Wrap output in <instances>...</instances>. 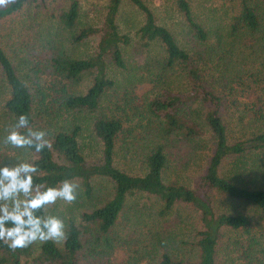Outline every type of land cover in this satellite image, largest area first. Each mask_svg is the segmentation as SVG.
<instances>
[{"label": "trees", "instance_id": "trees-1", "mask_svg": "<svg viewBox=\"0 0 264 264\" xmlns=\"http://www.w3.org/2000/svg\"><path fill=\"white\" fill-rule=\"evenodd\" d=\"M37 1L7 0L0 22ZM105 1L99 27L70 35L74 44L95 38L90 55L73 56L49 38L0 45V162L34 161L47 184L67 179L81 191L58 209L62 239L15 250L0 242V264H112L138 233L145 244L122 264H219L222 245L224 264H264V220L253 221L264 215V0L216 10L209 29L188 0H175L167 19H178L183 43L150 0ZM124 1L142 17L134 37L117 25ZM78 17L72 0L58 20L70 31ZM20 114L45 131L46 148L3 143ZM86 138L99 148L96 162L84 156ZM226 162L232 170L222 176ZM186 173L197 174L194 186L181 182ZM97 182L108 186L93 202ZM215 196L233 212L216 213Z\"/></svg>", "mask_w": 264, "mask_h": 264}, {"label": "rangeland", "instance_id": "rangeland-1", "mask_svg": "<svg viewBox=\"0 0 264 264\" xmlns=\"http://www.w3.org/2000/svg\"><path fill=\"white\" fill-rule=\"evenodd\" d=\"M72 0H43L37 1L35 3L26 4L20 12L14 14L13 16L3 20L0 22V45L2 47L8 48L13 47L18 49L20 45V41L26 46L30 47L35 45L37 39H51L54 40L59 46H61L66 52L71 53L73 56H87L94 52L96 46V39L94 38L91 42L74 44L70 40L71 33L78 31L81 28L92 26L99 27L102 22V15L104 14V8L106 1L105 0H77L79 4V17L74 24L72 30H67L64 25L60 24L58 20V16L68 9L69 4ZM194 17L202 27L211 28L214 23L218 20L214 16L215 11L216 14H223V12L233 11L240 0H188ZM149 6L152 11L155 13V16L159 19V21L164 22L168 27L172 28V31L176 35L179 41H182L181 33H180V24L178 19L168 20L167 13L170 14L175 9V0H150ZM117 25L119 31L123 34H127L131 37L135 36L136 30L142 24V17L137 11V9L132 6L128 1H124L120 7L118 16H117ZM219 22V21H218ZM117 78H119L117 76ZM86 85V83H85ZM139 92L137 91V94ZM254 99V98H250ZM84 137L87 136L86 133L83 134ZM99 148L96 146L95 141L91 138L85 139L84 146V156L88 163L96 162L99 160ZM126 171L131 172L132 174L136 171L133 169H127ZM232 168L230 163L226 162L222 169L221 175H227L228 172H231ZM170 177L176 178V174L170 173ZM182 179L183 184H187V182L194 186L195 179L197 178V174L194 176L193 174L186 173L185 176H179ZM79 183L75 184L77 196H79L80 187ZM95 190V200L99 199V192L104 194V191L107 190L106 183H96L94 184ZM100 189L99 192L97 189ZM138 203L143 206L150 207L153 203L152 199L139 197L137 200ZM96 201V205H98ZM68 202L58 200L57 203L53 205L50 212L58 215V209H60L61 205H66ZM213 209L216 213H225L231 214L233 212V208L228 204L224 198L215 196L213 198ZM186 213V212H185ZM258 217L255 216L253 221H259L262 223ZM163 224V229L168 232H171L173 227L169 224L172 221H165ZM124 221L121 222L119 229L121 230L123 227ZM187 233V232H186ZM189 233V232H188ZM154 238V235H150L146 238V241L150 243L151 239ZM144 236H140V233L136 235H131L130 237L125 238L122 241L123 249L118 251V255L113 258L112 264H122V262L130 255V251L137 250L138 245L145 244ZM226 239V238H225ZM223 243H227V241H223ZM124 249L127 251L124 252ZM228 251H226V246L222 245L218 250V263L224 264L225 260L228 258ZM241 262V261H239ZM145 264V263H143Z\"/></svg>", "mask_w": 264, "mask_h": 264}, {"label": "clouds", "instance_id": "clouds-1", "mask_svg": "<svg viewBox=\"0 0 264 264\" xmlns=\"http://www.w3.org/2000/svg\"><path fill=\"white\" fill-rule=\"evenodd\" d=\"M7 0H0V5ZM23 129V131H20ZM46 133L29 125L25 114L17 116L3 143L36 152L47 147ZM34 161L17 156L0 162V242L10 249L24 248L37 241H58L65 236L66 224L60 216L47 211L58 200H76V185L65 179L47 184L38 174Z\"/></svg>", "mask_w": 264, "mask_h": 264}]
</instances>
